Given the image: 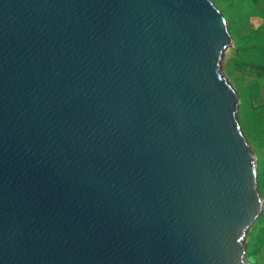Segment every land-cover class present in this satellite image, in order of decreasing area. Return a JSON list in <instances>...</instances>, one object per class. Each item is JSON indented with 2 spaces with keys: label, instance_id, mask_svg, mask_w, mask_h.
I'll return each instance as SVG.
<instances>
[{
  "label": "water",
  "instance_id": "water-1",
  "mask_svg": "<svg viewBox=\"0 0 264 264\" xmlns=\"http://www.w3.org/2000/svg\"><path fill=\"white\" fill-rule=\"evenodd\" d=\"M228 41L210 0H0V264H247Z\"/></svg>",
  "mask_w": 264,
  "mask_h": 264
},
{
  "label": "rangeland",
  "instance_id": "rangeland-1",
  "mask_svg": "<svg viewBox=\"0 0 264 264\" xmlns=\"http://www.w3.org/2000/svg\"><path fill=\"white\" fill-rule=\"evenodd\" d=\"M210 1L228 32L219 72L236 94V120L250 150L260 201L243 238L245 261L264 264V0Z\"/></svg>",
  "mask_w": 264,
  "mask_h": 264
},
{
  "label": "trees",
  "instance_id": "trees-1",
  "mask_svg": "<svg viewBox=\"0 0 264 264\" xmlns=\"http://www.w3.org/2000/svg\"><path fill=\"white\" fill-rule=\"evenodd\" d=\"M253 67H255L254 65H253ZM256 68V67H255ZM263 237H264V227H263Z\"/></svg>",
  "mask_w": 264,
  "mask_h": 264
},
{
  "label": "bare ground",
  "instance_id": "bare-ground-1",
  "mask_svg": "<svg viewBox=\"0 0 264 264\" xmlns=\"http://www.w3.org/2000/svg\"><path fill=\"white\" fill-rule=\"evenodd\" d=\"M228 43H229V41H228ZM254 167V166H253ZM259 207H260V201H259Z\"/></svg>",
  "mask_w": 264,
  "mask_h": 264
}]
</instances>
